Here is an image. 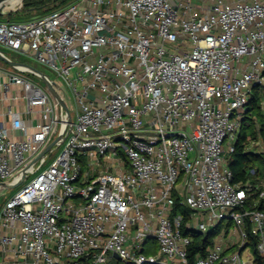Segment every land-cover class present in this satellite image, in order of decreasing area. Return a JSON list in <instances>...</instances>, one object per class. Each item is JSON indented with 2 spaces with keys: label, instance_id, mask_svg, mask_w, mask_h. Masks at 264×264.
<instances>
[{
  "label": "built area",
  "instance_id": "1",
  "mask_svg": "<svg viewBox=\"0 0 264 264\" xmlns=\"http://www.w3.org/2000/svg\"><path fill=\"white\" fill-rule=\"evenodd\" d=\"M0 49L53 72L76 104L73 119L57 84L68 112L30 73H6L3 100L22 101L29 120L7 108L0 121V183L25 181L0 209L1 253L28 264H106L113 254L264 264V210L245 207L255 191L254 206L264 198V182H233L227 158L252 89L264 87V0H76L0 19ZM225 221L232 231L191 259L194 233Z\"/></svg>",
  "mask_w": 264,
  "mask_h": 264
},
{
  "label": "trees",
  "instance_id": "2",
  "mask_svg": "<svg viewBox=\"0 0 264 264\" xmlns=\"http://www.w3.org/2000/svg\"><path fill=\"white\" fill-rule=\"evenodd\" d=\"M73 1L72 0H23V3L25 4L24 7L16 10L15 12H12L9 16H6V18L11 21L12 20L11 17L17 14L18 12H27L36 9L41 10L43 12V15H46L52 12L53 10L60 8L61 6L63 7L70 4ZM5 66L9 68L7 65ZM263 97H264V87L256 86L252 89V93L247 105V110L242 119L241 128L238 134L237 141L235 143V150L228 157V168L233 174V182L235 183H244L248 180L251 183H255L257 179L262 180L264 182V151H250L246 149L248 144V139L250 138L256 139L257 137V133L255 131V120L257 119L261 123V130L259 135L262 137L264 142V114L261 112L260 109V105H261V101L263 100ZM252 170L254 171L253 174L250 173ZM258 194L259 191H255L246 202L245 207H253L259 210H264V198H259L256 206L253 205V200L258 198ZM174 212H181L187 220L188 217L187 209L181 208L179 207L178 204H176ZM225 226L228 229L229 227L232 226V222L227 221ZM218 228L216 230L210 231L205 234L194 233L193 243L190 247L191 259H192V254L198 251H203L207 246L213 244L214 242L213 238ZM255 241L256 240L254 238H251L249 243L252 246H254ZM256 261L259 262L260 264H263L261 260L259 261V259H257ZM116 264H127V263H121L120 261Z\"/></svg>",
  "mask_w": 264,
  "mask_h": 264
},
{
  "label": "rangeland",
  "instance_id": "3",
  "mask_svg": "<svg viewBox=\"0 0 264 264\" xmlns=\"http://www.w3.org/2000/svg\"><path fill=\"white\" fill-rule=\"evenodd\" d=\"M58 7H60V6H58ZM63 7H65V6H63ZM16 10H18V9H16ZM6 11H8V10H6ZM42 15H43V12L41 10H37V9L36 10H32V11H27V12H18L17 14H15L14 16L11 17V19H12L11 21L12 22H21V21H26L28 19L31 20V19L40 17ZM0 19L1 20H6L7 18L4 15V16H1ZM5 53L10 59L12 58L15 62L27 64V65L37 69L38 71L43 72L46 75H48L49 78L52 81H54L59 86L58 90H59L60 94L63 95L64 101H65V103H66V105H67V107H68V109H69V111H70V113H71V115H72V117L74 119V112H75V109H76L74 95H73L72 91L68 87H66V85L61 80L56 78V76L53 74V72H51L50 70H48L47 68H45L44 66L39 64L35 59H33L32 57H30L28 55L14 54V53H9V52H5ZM0 67L5 68L6 70L9 69V70L13 71L11 68L7 69V67L3 63H0ZM28 75H30L29 77L32 80L36 81L41 87H44V82L40 78H38V77H36V76H34L32 74H28ZM263 100H264V97H263ZM261 112L264 114V110H261ZM260 130H261V123L257 119V120H255V131L257 133V137H256V139H251V138L248 139V144H247V147H246L247 150H250V151H264V142H263L262 137L259 135ZM55 135H56V131L49 138V140H50L48 142L49 144L52 143L51 141L53 140ZM59 150H57L55 152V154H57ZM228 157L229 156H227V158ZM29 179H30V177L27 180H29ZM24 182L25 181L21 179L14 186L13 189H3V188L0 189V209L3 206L4 202L7 199H9L11 196H13L18 191V189L23 185ZM225 224H226V221L224 222L223 225L219 226L218 231L215 233L213 241H215L217 239L216 235L219 232H222L223 229L226 228ZM231 227L228 228L230 230V232L232 231ZM156 246H157V242L155 240H151V241H149L147 247L153 248L154 249L153 253L155 254L156 253V249H155ZM118 262H120L118 259H115V258L112 257L111 259H109L107 261L106 264H116Z\"/></svg>",
  "mask_w": 264,
  "mask_h": 264
},
{
  "label": "water",
  "instance_id": "4",
  "mask_svg": "<svg viewBox=\"0 0 264 264\" xmlns=\"http://www.w3.org/2000/svg\"><path fill=\"white\" fill-rule=\"evenodd\" d=\"M9 1H12V0H0V17L1 16H9L12 12H15L16 9H20L22 7H24V3H23V0H19L20 1V4L18 7L14 8V9H11V10H4V8L6 7L7 3ZM0 63H3L5 65H7L8 67L14 69V70H19V69H23L25 70L26 72L30 73V74H33L35 76H37L38 78H40L43 82H44V85L48 88V90L50 91V93L56 98L58 99V101L60 102L61 106L63 107V109L68 112V109L64 103V101L62 100V98L60 97V95L57 93L55 87L57 86L56 83L54 81H52L48 75H46L45 73L43 72H40L38 71L37 69L27 65V64H24V63H18V62H15L13 61L12 59H10L6 53L0 49ZM71 127H69L68 129V132L70 131ZM58 139V138H57ZM54 140L52 143H50L38 156L36 159H39L41 156H43L50 148L53 147V145L55 144V142L57 141ZM20 181V179H19ZM17 180V182H14V183H11V184H6V183H0V187L3 188V189H13L14 186L19 182ZM113 258L117 259V256L115 254H113Z\"/></svg>",
  "mask_w": 264,
  "mask_h": 264
},
{
  "label": "crops",
  "instance_id": "5",
  "mask_svg": "<svg viewBox=\"0 0 264 264\" xmlns=\"http://www.w3.org/2000/svg\"><path fill=\"white\" fill-rule=\"evenodd\" d=\"M10 68V67H9ZM2 74L0 75V121H7V118L3 116V113L7 110V108H11L13 111H17L21 113V117L23 120L28 121L29 116H27L24 112V103L22 101L12 100L9 97L7 100H3L2 97V86L6 83L7 77L6 73L10 72L11 70H6L2 68ZM12 69V68H11ZM20 93V88L12 86L10 96ZM32 118V117H31ZM36 120V118H33ZM0 264H28L27 262L23 261L22 259L15 258L10 252L8 253H1L0 252Z\"/></svg>",
  "mask_w": 264,
  "mask_h": 264
},
{
  "label": "bare ground",
  "instance_id": "6",
  "mask_svg": "<svg viewBox=\"0 0 264 264\" xmlns=\"http://www.w3.org/2000/svg\"><path fill=\"white\" fill-rule=\"evenodd\" d=\"M20 4V1L19 0H12V1H9L6 5V7L4 8V10H11V9H14L16 7H18Z\"/></svg>",
  "mask_w": 264,
  "mask_h": 264
}]
</instances>
